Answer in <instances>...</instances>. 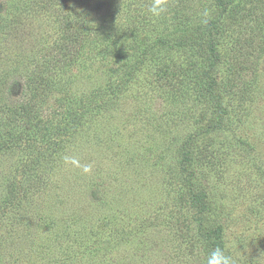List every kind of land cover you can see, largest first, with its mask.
<instances>
[{
    "label": "rangeland",
    "instance_id": "obj_1",
    "mask_svg": "<svg viewBox=\"0 0 264 264\" xmlns=\"http://www.w3.org/2000/svg\"><path fill=\"white\" fill-rule=\"evenodd\" d=\"M217 1L167 0L154 18L152 0H0V142L20 133L31 140L0 153V264L203 263L199 245L191 249L197 225L182 203L176 152L215 118L189 70L198 51L173 50L174 78L164 51L140 54L159 37H185L178 28L193 35ZM84 25L93 55L71 72L46 67L66 53L67 30ZM238 39L224 36V62ZM127 65V91L105 97ZM258 66L257 76L242 74L247 101L228 102L238 113L215 134L196 180L219 208L234 264H264V56ZM47 79L49 88L39 86ZM94 97L105 105L55 150L38 119L62 129L70 108Z\"/></svg>",
    "mask_w": 264,
    "mask_h": 264
},
{
    "label": "trees",
    "instance_id": "obj_2",
    "mask_svg": "<svg viewBox=\"0 0 264 264\" xmlns=\"http://www.w3.org/2000/svg\"><path fill=\"white\" fill-rule=\"evenodd\" d=\"M11 22V21H10ZM14 26H17L16 20H13ZM69 24V23H66ZM183 27V26H182ZM185 35L182 38L159 37L155 42L144 44L140 56L142 58H154L155 51L162 50L166 56L162 55V64L165 65L172 78L176 76L174 69L168 67L173 61V50L181 51L182 49L197 48V58L191 62V74L195 81L196 89L202 99L207 101V105L211 108L215 118L207 121L204 129L200 134L187 140L178 151L180 154L179 166L177 173L180 176L178 182L186 188L185 195L182 196V203L187 201L193 209V220L196 222L197 231L195 232L196 242L191 243V249L196 250L197 244L200 247L205 264L206 258L211 249L219 246L222 247L229 255L226 243L223 239L225 228L218 222L219 208L214 204L211 196L207 192V188H203V183H198V167L202 165L205 155L211 146V142L215 139V134L223 131L225 125H230L231 118L237 112L236 109H230L228 102H235L237 105H244L247 101V92L245 93L249 83L242 80V74L246 71H252L257 76L258 65L261 57L264 56V0H218L216 3V12L212 18L202 24H196L194 34H190V28H178ZM231 30L237 32L239 39L232 55L224 62L220 47L226 33ZM17 31V29H16ZM65 43L67 47L61 59L52 58L45 62L46 67L60 69L65 66L71 72L73 65H77L82 60L89 59L92 54L91 49L87 52L85 45L89 42L90 47V27H80L75 30H67ZM93 40V39H92ZM49 53L46 54V57ZM50 56H52L50 52ZM81 56V58H79ZM105 56V55H104ZM108 57H105L107 59ZM142 58H140L142 60ZM109 63H103L108 66ZM123 65V64H122ZM170 65V64H169ZM47 68V69H49ZM125 76L116 78L110 82L106 90H103L104 96L112 97V95H121L124 90L129 88L130 77L134 71L133 65L126 66ZM221 69L226 71L225 77L219 79L217 72ZM61 70V69H60ZM119 70V69H118ZM164 72V71H162ZM166 75V74H165ZM73 78V77H70ZM49 79L42 81L39 86L44 83L47 85ZM74 82V81H73ZM50 83L48 84V88ZM69 93L65 92L63 99L68 97ZM120 98V97H118ZM96 99V101H94ZM107 99V98H106ZM61 103L62 100H57ZM105 105L104 101L94 97V99L82 100L78 110L73 105L68 117L70 122L68 126L56 131L50 130V126L45 122L44 118H39L36 127L47 130L45 133L51 135V143L55 146V150L61 151L63 144L68 139L77 136L79 127L85 120L87 115L94 113ZM52 113V112H51ZM64 129V130H63ZM63 130V131H62ZM10 140L0 142V153L10 149L14 145L29 143L30 136L24 137V134H15L10 136ZM9 139V138H8ZM49 147H52V144ZM43 151L45 148H41ZM49 152V153H48ZM45 152L50 155L51 152ZM216 217H214V216ZM194 234V233H193ZM192 239V238H191Z\"/></svg>",
    "mask_w": 264,
    "mask_h": 264
},
{
    "label": "clouds",
    "instance_id": "obj_3",
    "mask_svg": "<svg viewBox=\"0 0 264 264\" xmlns=\"http://www.w3.org/2000/svg\"><path fill=\"white\" fill-rule=\"evenodd\" d=\"M167 9V0H152L148 12L154 18H159L162 14L165 13ZM88 168H85V171H88ZM205 264H234V261L230 255L222 247H215L210 250Z\"/></svg>",
    "mask_w": 264,
    "mask_h": 264
}]
</instances>
